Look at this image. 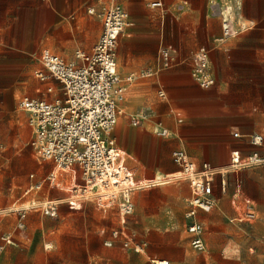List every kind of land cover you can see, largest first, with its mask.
<instances>
[{"label": "crops", "instance_id": "crops-1", "mask_svg": "<svg viewBox=\"0 0 264 264\" xmlns=\"http://www.w3.org/2000/svg\"><path fill=\"white\" fill-rule=\"evenodd\" d=\"M150 1L0 0V43L20 50L32 45L33 54H37L40 46H48L40 54L52 46L55 50L51 51L64 59L78 61L76 52L92 51L102 33L103 6L121 5L128 12L130 22L119 39L116 61L126 89L117 103L122 111L113 135L124 153L126 165L136 180L142 182L143 177H148L144 180L148 182L158 172L167 177L181 171V165L172 159L176 149L186 150L198 169L208 162L222 173L221 184L223 180L225 185L221 187L229 192L238 215L243 209V198L253 203L256 236L263 239L264 252V162L254 163L253 169L238 167L253 151L264 155V0H164L163 8L150 6ZM223 1L229 4L223 5ZM226 6L232 8L239 32L220 42L217 40L222 35L219 10ZM162 44L173 47L179 62L156 74H142L156 66ZM203 46L210 51V67L216 80L209 88L201 87L192 76L191 56ZM132 74L134 79L126 82L125 78ZM133 82L139 86L132 87ZM121 100L127 110L119 105ZM130 110H137L138 115L132 113L126 127L124 114ZM143 114L146 117L141 123H152V131L134 127L132 117ZM161 127L169 133H158ZM254 133L263 136V145L250 143ZM160 144L164 147H159ZM234 150L241 154L239 163L233 161ZM126 154L129 159L138 157L146 170L131 167ZM52 171L57 175L55 167ZM165 187L141 192L140 198L153 192L160 194ZM133 200L135 212L134 193ZM20 231V234L24 232ZM4 232L13 233V230ZM148 254L149 245L145 255Z\"/></svg>", "mask_w": 264, "mask_h": 264}, {"label": "rangeland", "instance_id": "rangeland-1", "mask_svg": "<svg viewBox=\"0 0 264 264\" xmlns=\"http://www.w3.org/2000/svg\"><path fill=\"white\" fill-rule=\"evenodd\" d=\"M226 4L228 1H223V5ZM44 47L48 46H40L37 54H33L32 45L20 50L0 43V208H11L16 203L12 212L0 214V241L5 230H13L17 240L6 246L0 255V264H143L147 261L145 254L125 248L120 240L105 245L95 237L98 228L105 226L109 230L118 225L114 208L104 214L96 202L86 201L81 209L70 210L67 199L78 182L63 168L58 166L56 182L47 179L40 188L26 192L32 182L44 178L55 167L53 162L37 157L31 143L33 132L29 115L17 105L18 98L23 95L48 100L56 96L47 92L46 87L48 83L59 84L41 80L35 73L43 67L39 54ZM49 48L55 50L52 46ZM118 70L121 72L119 66ZM131 86H139V83L133 82ZM132 113L138 115L137 110L124 114L126 127ZM134 127L139 131H152V123L148 121ZM159 147L164 146L160 144ZM126 158L131 167L146 170L138 157L129 159L126 154ZM247 160H241L238 167L247 170L256 166ZM211 173L214 206L208 211L198 209L192 219L185 215L192 207L193 196L191 179L186 172L176 173L170 183H147L135 190L136 208L129 222L130 232L138 240L148 242L150 254L168 257L172 264H264L263 239L256 236V219L237 218L229 192L221 187L222 173L211 165L201 174ZM165 178L162 174L160 180ZM142 179L144 183L150 178ZM159 186H166V190L140 198L141 192L154 191ZM47 200L57 202V215L43 211L42 204ZM20 210L26 212L22 234L17 227ZM192 221L203 226L207 243L204 251L194 249L191 244L188 225Z\"/></svg>", "mask_w": 264, "mask_h": 264}, {"label": "built area", "instance_id": "built-area-1", "mask_svg": "<svg viewBox=\"0 0 264 264\" xmlns=\"http://www.w3.org/2000/svg\"><path fill=\"white\" fill-rule=\"evenodd\" d=\"M150 6L163 8L164 0H151ZM222 35L217 38L224 42L239 32L236 17L231 7L220 8ZM103 19V30L90 52L78 50V61H68L49 49L42 50L40 61L42 68L36 70L41 80L58 82V87L49 83L47 92L55 93L53 100L36 98L28 95L20 96L17 105L29 115L32 127L31 143L40 160L53 162L55 167L63 168L70 173L78 184L72 188L73 193L67 199L71 210H79L84 202L94 201L106 214L115 209L118 225L109 230L105 226L97 230L98 237L105 245H112L120 240L127 249L139 254H146L148 242L138 240L129 230V217L134 212L133 193L136 189L147 185L135 179L133 171L126 165L123 151L118 147L113 131L117 125L120 110L118 100L123 97L124 79L117 68L116 52L119 39L129 25V14L119 4H109L100 10ZM179 62L171 45L162 44L157 55V64L142 74L152 75ZM192 76L203 88L215 84V76L210 67V51L201 47L191 56ZM135 74L125 78L131 82ZM164 95V92H160ZM145 114L132 117V123L139 125ZM158 133L168 134L167 128H159ZM252 145H263V136L254 133L250 136ZM176 163L183 167L193 187L192 207L186 212L187 218H195L198 209L210 210L215 203L211 196L213 173H204L210 168L208 162L198 169L188 157L186 150L176 149L172 153ZM233 161L239 163V150L232 152ZM248 163L264 162V155L253 151L248 155ZM34 173L31 174V177ZM50 171L44 178L35 180L26 190L40 188L49 179L56 182ZM222 184L225 182L222 180ZM238 198L235 197L234 202ZM242 211L239 220L256 218L254 205L248 198L241 200ZM43 211L48 215H57L58 204L47 200L42 204ZM12 208H0V214L12 212ZM26 212L19 211L17 227L24 229L23 218ZM191 233V244L194 249L204 251L207 247L202 224L192 221L188 225ZM15 243L11 232L1 234L0 255L8 244ZM143 264H171V260L156 255L147 256Z\"/></svg>", "mask_w": 264, "mask_h": 264}, {"label": "bare ground", "instance_id": "bare-ground-1", "mask_svg": "<svg viewBox=\"0 0 264 264\" xmlns=\"http://www.w3.org/2000/svg\"><path fill=\"white\" fill-rule=\"evenodd\" d=\"M119 105L123 106V108H124L125 110H127V106L125 105V103L123 102V100L120 101ZM120 111H122L121 108H120ZM120 120H123V119L121 118ZM239 162H240V161H239ZM236 165H237V164H236ZM231 166H234V165H231ZM55 169H58V166L55 167ZM63 171H64V170H63ZM52 172H53V175L56 177V172H55V171H52ZM179 172H181L182 174L185 173V171H183V170H181V171H179ZM182 174H181V176H182ZM174 176H176V175H171V176L166 177V178L163 179V180H160V179H162V174L159 173V174L155 177V179L150 180V181H148V182H144V183L160 184V183H163V182H165V181H167V180H169V179H172ZM177 177H179V175H178ZM144 183H142V184H144ZM68 198H69V197H68ZM15 206H16V203H13V204L11 205V208H14ZM24 206L29 207V204H27V203L25 204V203H24Z\"/></svg>", "mask_w": 264, "mask_h": 264}]
</instances>
